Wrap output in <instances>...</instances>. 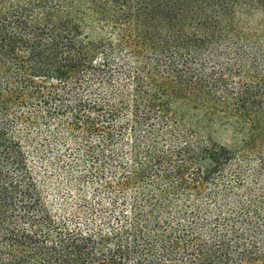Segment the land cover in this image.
I'll return each mask as SVG.
<instances>
[{
	"label": "trees",
	"instance_id": "obj_1",
	"mask_svg": "<svg viewBox=\"0 0 264 264\" xmlns=\"http://www.w3.org/2000/svg\"><path fill=\"white\" fill-rule=\"evenodd\" d=\"M0 264H264V0H0Z\"/></svg>",
	"mask_w": 264,
	"mask_h": 264
}]
</instances>
